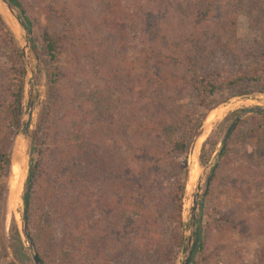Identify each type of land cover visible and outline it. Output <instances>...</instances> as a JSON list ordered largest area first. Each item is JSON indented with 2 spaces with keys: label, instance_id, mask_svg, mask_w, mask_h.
Wrapping results in <instances>:
<instances>
[{
  "label": "trees",
  "instance_id": "trees-1",
  "mask_svg": "<svg viewBox=\"0 0 264 264\" xmlns=\"http://www.w3.org/2000/svg\"><path fill=\"white\" fill-rule=\"evenodd\" d=\"M7 1L17 10L32 52L46 71V103L29 136V168L22 194V221L25 219L41 263L177 264L185 242L187 155L206 117L203 109L211 108L213 97L223 90L244 95L249 86L264 83V49L230 77L200 68L211 56L210 27L219 6L215 0H194L204 6L196 10L190 30L172 53V66L183 68L185 76L150 63L136 80L138 98L143 99L136 101L138 111L127 110L124 120L110 117L99 124H85L83 115H70V111L55 114L69 70L61 64L69 33L44 30L38 45L23 0ZM220 1L227 4V0ZM60 16L67 19L63 13ZM80 45V51H88V45ZM0 49H4L0 52L4 58L0 64L1 197L10 171L11 144L21 125L26 75L22 50L1 13ZM149 61L146 58L145 64ZM190 89L197 93L196 107L180 103ZM251 117L258 118L249 130L253 135L264 128V114ZM243 122L232 130L218 162L206 176L204 196L209 194L218 169L231 161L233 134ZM205 144L199 156L203 165L207 161ZM202 208L200 205L196 218L194 235L199 242L192 261L199 253L206 259L207 244L199 225ZM210 217L220 227L237 224L233 215ZM14 231L19 238L17 228Z\"/></svg>",
  "mask_w": 264,
  "mask_h": 264
},
{
  "label": "rangeland",
  "instance_id": "rangeland-1",
  "mask_svg": "<svg viewBox=\"0 0 264 264\" xmlns=\"http://www.w3.org/2000/svg\"><path fill=\"white\" fill-rule=\"evenodd\" d=\"M23 2L33 20V34L38 45L39 35L44 30L69 33L70 39L64 43L61 61L65 70H69L61 84L55 114L62 116L67 111H70V115L80 114L85 124H99L110 117L124 120L123 113L126 114L127 110L135 108L138 111L136 101L143 99L138 98L136 80L146 73L150 63L167 72L185 76L183 68L172 66L173 48L190 30L196 10L204 6V2L194 0ZM215 2L219 11L211 21V56L207 63L199 67L205 71L217 70L223 77H230L236 69L252 59L253 54L258 55L264 49V0H227L226 5L220 0ZM1 5L0 13L4 21L12 30L22 53L25 51L26 75L21 125L11 144L10 171L5 178L6 192L0 197V264H35L28 238L23 233L22 194L30 159L29 136L35 130L46 103V71L32 52L27 34L19 27L15 17L10 16ZM62 13L67 19L60 16ZM162 34L167 37L164 38ZM80 42L88 45V51H80ZM3 50L0 49V52ZM146 58L150 61L145 64ZM3 61L0 55V64ZM248 90L244 95H234L235 90L227 89L213 97L211 108L203 109L205 115L214 109H220L222 113L208 127L204 126L203 121L205 135L197 149L195 142L198 137L195 138L187 155L184 235L185 239L190 238L191 243L195 239L189 216L193 196L199 192V203L204 212L199 225L207 244L206 259L199 253L189 264H264V128L253 135L249 134L258 120L251 117L254 113L246 116L241 127L233 134L232 159L218 169L209 194L203 195L206 176L212 169L230 123L246 107H264V83L251 85ZM197 100L196 91L190 89L180 103L196 107ZM29 111V132L18 137ZM205 142L204 159L207 161L203 165L199 156ZM33 156L36 158V153ZM197 211L198 215L200 207ZM220 213L233 215L237 224L220 227L210 217L215 218ZM14 228H17L19 238ZM185 255L183 248L177 264Z\"/></svg>",
  "mask_w": 264,
  "mask_h": 264
},
{
  "label": "water",
  "instance_id": "water-1",
  "mask_svg": "<svg viewBox=\"0 0 264 264\" xmlns=\"http://www.w3.org/2000/svg\"><path fill=\"white\" fill-rule=\"evenodd\" d=\"M1 1L6 4L8 9L10 10V13L15 17L19 27L26 34V30L24 28V25L22 23V20H21V18L19 16L17 10L12 8V6L9 4V2L7 0H1ZM23 53H24V57H25V51H23ZM252 113H262V114H264V107L258 106V105L257 106H250V107L244 108L242 111L239 112V114L230 123V125L228 126V128H227V130H226V132L224 134L222 143L220 145V149L218 150V152L215 155V160H214V163H213L212 167L217 163V161L219 159V155H220V150L227 144L232 130L236 127V125L242 119H244L246 116H248L249 114H252ZM27 114H28V118L23 121L21 129L19 130V133H18V137H20L22 135L25 136L29 132V128H30V125H31V111H29ZM200 134H199V136H200ZM28 168H29V166H27V169ZM199 189H200V185L198 184L197 190H199ZM199 201H200V193L196 192L194 194V196H193L192 207H191L190 216H189V219H191L192 222H193V225H192L193 233H195V230L197 228L196 227V218H197V212H198L197 209H198V207H200ZM22 202H23V199H22ZM23 214H24V212H23ZM23 232H24V235L28 238V244H29V248H30V251H31V254H32V259H33L34 263L35 264H42L41 260H40V257L38 255L37 251L35 250L32 241L29 238V235H28V232H27V229H26V226H25V219H24V223H23ZM198 242H199V238L197 236H195V239H194V241L192 243H191L190 238L189 239L188 238L185 239L184 250L186 251V255L181 260L180 264H189L191 262L193 251H194V249H195V247H196Z\"/></svg>",
  "mask_w": 264,
  "mask_h": 264
},
{
  "label": "bare ground",
  "instance_id": "bare-ground-1",
  "mask_svg": "<svg viewBox=\"0 0 264 264\" xmlns=\"http://www.w3.org/2000/svg\"><path fill=\"white\" fill-rule=\"evenodd\" d=\"M1 1V0H0ZM1 4H3V5H1L4 9H6V11L8 12V14L10 15V16H12V14L10 13V10L8 9V7L6 6V4L4 3V2H0ZM1 12V11H0ZM215 110V109H214ZM214 110H211L209 113H208V115L206 116V118H205V120H204V126L205 127H208V126H210V124L214 121V119L215 118H217L222 112H221V110L219 109L218 111H214ZM224 110V109H223ZM202 132H203V127H202ZM201 132V134H200V136L197 138V140H196V142H195V149H197L198 148V146H199V144H200V142H201V139H203V136L205 135V132H203L202 133ZM207 132V131H206ZM15 149H16V147H15ZM16 151V150H15ZM20 185H21V183H20Z\"/></svg>",
  "mask_w": 264,
  "mask_h": 264
}]
</instances>
